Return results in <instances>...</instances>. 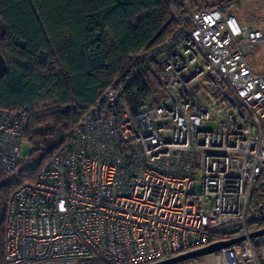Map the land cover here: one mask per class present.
Listing matches in <instances>:
<instances>
[{
  "label": "built area",
  "instance_id": "built-area-1",
  "mask_svg": "<svg viewBox=\"0 0 264 264\" xmlns=\"http://www.w3.org/2000/svg\"><path fill=\"white\" fill-rule=\"evenodd\" d=\"M163 1L175 26L138 54L155 88L127 101L104 88L32 181L29 109L0 107V173L15 184L2 264H157L240 237L190 260L264 264V234L250 236L264 229V74L248 61L264 33Z\"/></svg>",
  "mask_w": 264,
  "mask_h": 264
},
{
  "label": "trees",
  "instance_id": "trees-1",
  "mask_svg": "<svg viewBox=\"0 0 264 264\" xmlns=\"http://www.w3.org/2000/svg\"><path fill=\"white\" fill-rule=\"evenodd\" d=\"M174 26L163 0H0V52L7 63L0 77V107L29 109L25 139L36 143L33 154L40 153L39 161L22 164L25 179L36 178L104 88L112 84L126 101L131 89L145 90L142 76L133 72L142 65L138 54ZM49 100L56 110L46 118L36 116L35 103ZM42 121L49 129L34 128ZM14 187L0 181L4 206ZM3 216L0 212V264Z\"/></svg>",
  "mask_w": 264,
  "mask_h": 264
},
{
  "label": "rangeland",
  "instance_id": "rangeland-1",
  "mask_svg": "<svg viewBox=\"0 0 264 264\" xmlns=\"http://www.w3.org/2000/svg\"><path fill=\"white\" fill-rule=\"evenodd\" d=\"M184 4L189 6L191 9H202L210 6H217L221 8L224 12L232 14L236 19L250 27H255L264 33V0H183ZM252 68L258 74H264V47L258 45L256 47L255 54L248 59ZM134 74L138 73L142 76L150 86L153 84V79L150 73L146 72L142 65H137L133 70ZM155 88V83L153 84ZM58 105L55 101H38L34 105L33 112L36 116L42 115L46 118L47 113L50 111H55ZM41 117V116H40ZM50 123L48 121L37 124L34 128L49 129ZM30 147L27 142L22 145V155L26 156V162H31L34 160H40V153L36 152L33 155H28ZM0 181L5 184H14L13 181L5 174L0 173ZM15 186V184H14ZM9 196V195H8ZM264 206V194H255L254 205L258 207L259 205ZM0 212H5L3 196L0 194ZM4 218V216H3ZM4 228V220H3ZM98 261V260H97ZM80 261L77 262L79 264ZM185 264H193V261H187Z\"/></svg>",
  "mask_w": 264,
  "mask_h": 264
},
{
  "label": "water",
  "instance_id": "water-1",
  "mask_svg": "<svg viewBox=\"0 0 264 264\" xmlns=\"http://www.w3.org/2000/svg\"><path fill=\"white\" fill-rule=\"evenodd\" d=\"M6 70H7V63H6L5 57L0 52V77L6 73ZM263 234H264V229L255 231V232L251 233L250 236L256 237V236H260ZM242 239H243V237L235 238V239L228 240V241L216 242V243H213L209 246H206V247H203V248H200L197 250H193V251L184 253L182 255L176 256V257H172L170 259H167V260L162 261V262L157 263V264H169V263H174V262H182V261L190 260V259H193L195 257L203 256V255L212 253L214 251H217L221 248H224L226 246L234 244V243H236Z\"/></svg>",
  "mask_w": 264,
  "mask_h": 264
}]
</instances>
